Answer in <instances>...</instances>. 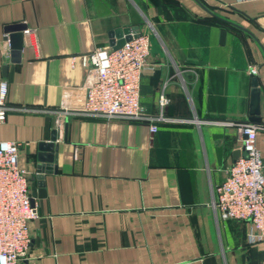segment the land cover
I'll return each instance as SVG.
<instances>
[{
    "label": "crops",
    "instance_id": "crops-1",
    "mask_svg": "<svg viewBox=\"0 0 264 264\" xmlns=\"http://www.w3.org/2000/svg\"><path fill=\"white\" fill-rule=\"evenodd\" d=\"M17 22L36 45L25 38L13 61L6 28ZM133 27L151 40L140 101L166 119L83 112L91 79L81 54ZM254 76L264 123V0H0V79L12 106L0 142L20 143L38 213L20 264H260L251 222L212 206L242 155L235 124L250 120ZM54 131L42 187L39 145ZM257 147L264 161V129Z\"/></svg>",
    "mask_w": 264,
    "mask_h": 264
},
{
    "label": "built area",
    "instance_id": "built-area-1",
    "mask_svg": "<svg viewBox=\"0 0 264 264\" xmlns=\"http://www.w3.org/2000/svg\"><path fill=\"white\" fill-rule=\"evenodd\" d=\"M24 39L36 45L33 28L27 26ZM151 52V40L141 33L118 48H98L81 54L82 65L91 82L83 112L108 119L126 118L160 121L161 112L149 114L140 101L142 74ZM259 73L257 65L249 69ZM8 82L0 79V124L12 107L7 100ZM163 108L168 99L160 96ZM241 140L242 155L230 166L224 181L213 188L212 206L218 217L251 222L250 243L264 242V161L257 147V136L264 123L251 120L235 124ZM151 132L158 126L153 123ZM20 143L0 142V264H20L30 250V222L37 207L30 192V171L19 161ZM260 264H264V258Z\"/></svg>",
    "mask_w": 264,
    "mask_h": 264
},
{
    "label": "water",
    "instance_id": "water-1",
    "mask_svg": "<svg viewBox=\"0 0 264 264\" xmlns=\"http://www.w3.org/2000/svg\"><path fill=\"white\" fill-rule=\"evenodd\" d=\"M239 27H242L236 24ZM27 28V25L22 22L13 23L7 26L6 30L10 33V47L11 57L13 61H19L21 59L22 49L24 47V34L23 31ZM244 28V27H242ZM246 29V28H244ZM247 30V29H246ZM140 34L138 27L133 28H119L115 32L111 33V46L118 48L124 44L126 40H130L133 36ZM226 32H222L224 38ZM250 120L259 122L261 121V89L259 87V81L256 76L252 78V92H251V110ZM57 140V131H54L49 142H41L39 145L40 154L39 159L43 164H39L37 167L39 185L44 186V172L52 171V162L56 160L54 151L56 150L55 141ZM48 163V164H45ZM45 192L42 191L41 195ZM34 203V199H32Z\"/></svg>",
    "mask_w": 264,
    "mask_h": 264
}]
</instances>
